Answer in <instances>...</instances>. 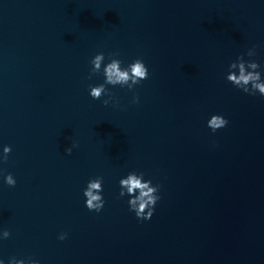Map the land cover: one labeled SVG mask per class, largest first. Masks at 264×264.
Returning a JSON list of instances; mask_svg holds the SVG:
<instances>
[{
  "label": "water",
  "instance_id": "1",
  "mask_svg": "<svg viewBox=\"0 0 264 264\" xmlns=\"http://www.w3.org/2000/svg\"><path fill=\"white\" fill-rule=\"evenodd\" d=\"M253 45L264 64V0H0L5 264H264V97L224 79ZM99 52L145 62L139 103L119 86L115 105L88 95ZM217 113L229 123L212 133ZM132 170L161 185L147 221L118 198ZM97 176L100 213L82 197Z\"/></svg>",
  "mask_w": 264,
  "mask_h": 264
},
{
  "label": "clouds",
  "instance_id": "2",
  "mask_svg": "<svg viewBox=\"0 0 264 264\" xmlns=\"http://www.w3.org/2000/svg\"><path fill=\"white\" fill-rule=\"evenodd\" d=\"M257 46L253 45L247 51L238 55L236 59L227 66L224 79L237 90L250 95H259L264 97V64L259 63L257 56ZM245 56L247 59H245ZM119 53H110L106 58L103 52L94 55L90 60V73L88 79L93 76H102L103 82L99 84L88 85V95L93 100H101L104 106L109 104H118L113 93L109 90L119 86L126 88L133 93L131 103H139V97L135 94L136 86L142 81L149 78V69L141 58H136L125 64L118 58ZM228 120L222 114H211L206 120V127L212 132L226 128ZM77 147L73 143L70 147L65 148V154L71 155L73 148ZM12 148L10 145L0 147V164L6 163ZM3 184L9 187L16 186V178L12 173L6 175L0 170ZM118 198L125 199L128 210L134 213L138 220H150L160 201L159 183H153L152 179L146 178L145 173L132 170L127 172L118 180ZM103 178L97 176L90 178L82 190L84 207L90 212L100 213L105 206ZM67 233L61 232L57 239L64 241L67 239ZM10 232L6 229H0V242L7 240ZM0 264H5V260L0 258ZM7 264H40V261L29 255L23 258L12 256L8 258Z\"/></svg>",
  "mask_w": 264,
  "mask_h": 264
}]
</instances>
